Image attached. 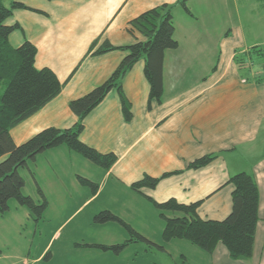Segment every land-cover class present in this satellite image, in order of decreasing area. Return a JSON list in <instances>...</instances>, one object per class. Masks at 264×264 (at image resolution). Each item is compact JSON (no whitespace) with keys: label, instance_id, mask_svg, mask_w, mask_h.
Listing matches in <instances>:
<instances>
[{"label":"crops","instance_id":"obj_1","mask_svg":"<svg viewBox=\"0 0 264 264\" xmlns=\"http://www.w3.org/2000/svg\"><path fill=\"white\" fill-rule=\"evenodd\" d=\"M178 1L3 0L7 7L14 2L28 7L16 10L6 21L9 26H21L10 35V44L18 48L26 40L32 42L38 50L36 67L51 69L64 84L58 97L11 130L15 143L21 145L47 128L73 127L78 118L70 102L105 83L127 56L122 50L95 52L105 43L123 47L145 41L139 32H130V22L150 9ZM194 1L188 3L193 16L180 7L174 11L179 47L165 54L162 103L152 100L149 105L150 85L145 61L140 60L123 80L132 120H125L114 89L83 122L81 141L102 154L117 156L110 170L92 169L66 146L49 150L20 169L25 195L40 203L41 189L48 201L47 211L60 200L75 212L55 224L43 218L34 222L29 209L11 201L10 210L0 213V264H264V71H253V67L251 75L240 71L235 56L248 50L240 41L229 42L231 23L226 20L220 30L219 24L204 17L203 11L208 10L210 16L214 8L204 6L205 10L194 12ZM200 1L210 5L208 0ZM223 6L230 10L231 0H223ZM218 30L222 38L215 44ZM213 154L217 158L209 165L188 168L195 160ZM242 172L254 176L260 191L250 259L232 260L223 244L210 255L186 240L163 239L166 222L148 198L158 203L173 198L183 204L201 201V218L222 221L232 211L234 187L228 181ZM166 173L174 174L155 189L144 188L143 194L131 189L145 175L159 178ZM66 175L71 177L72 189ZM79 177L98 184L96 193L81 185ZM57 179H61V190ZM29 180L36 185V196L27 192ZM106 196L109 200L101 209L113 212L109 207L114 205L113 213L145 238L131 242L119 254L98 246L129 241L131 234L123 224L77 217L79 211ZM31 222V245L27 242L22 249H4L11 239L9 233ZM109 226L118 233L111 242ZM36 241L37 249L32 250Z\"/></svg>","mask_w":264,"mask_h":264},{"label":"trees","instance_id":"obj_2","mask_svg":"<svg viewBox=\"0 0 264 264\" xmlns=\"http://www.w3.org/2000/svg\"><path fill=\"white\" fill-rule=\"evenodd\" d=\"M190 0H179L175 5L163 4L150 9L130 22V32H139L145 41H139L129 46L114 47L105 43L96 55L115 50L127 52V56L120 63L112 76L102 85L85 96L70 102V108L77 116L76 124L68 129L47 128L36 134L28 141L17 145L11 135V130L33 116L53 99L58 97L64 84L49 68L38 69L36 58L37 47L26 40L20 47L10 44V35L21 30L19 24L7 25L6 21L16 10L28 9L22 3L14 2L10 7L0 0V86L8 81L6 89L0 98V213L6 214L10 210V202L30 210L35 221H40L48 208V201L41 189L42 202L24 194L25 179L20 169L26 168L41 154L62 146L83 156L107 171L116 163L117 156L113 153L102 154L81 141L85 118L97 108L112 90H117L122 102L125 120H132L131 104L123 91V80L137 62L145 61V76L150 85V102L156 100L162 103L164 94L163 67L165 54L169 50H176L179 43L175 37L176 24L174 11L182 8L188 15L193 16L188 3ZM96 43L93 44L94 48ZM262 58L264 71V54ZM252 52L245 51L236 54L235 61L242 72L252 69ZM149 106V107H150ZM217 158V155H206L189 164V169H200ZM166 173L162 177L154 178L145 175L141 180L133 183L131 189L143 194L144 188L155 189L161 180L173 175ZM81 185L96 193L98 184L83 177H79ZM228 184L233 185L232 211L222 221L205 220L199 215L201 201L183 204L176 199L158 203L148 198L159 211L166 222L163 239L167 242L175 239L186 240L204 252L212 255L219 244H223L232 260L250 259L254 253L255 237L259 222L260 191L252 174L242 172L230 177ZM98 223L120 222L131 234V239L122 244L112 246L99 245L104 251L115 254L125 250L131 242L145 240L132 227L126 225L119 216L106 210L95 216ZM1 251V250H0Z\"/></svg>","mask_w":264,"mask_h":264},{"label":"rangeland","instance_id":"obj_3","mask_svg":"<svg viewBox=\"0 0 264 264\" xmlns=\"http://www.w3.org/2000/svg\"><path fill=\"white\" fill-rule=\"evenodd\" d=\"M210 5L204 3L203 1L200 0H195L192 3V8L194 12L200 8L201 10H205L204 6H211L214 8L213 15L208 14V10L203 11L204 12V17H206L209 21H212L213 25L214 24H219L220 30L222 27V24H224L227 21L231 23V29H227L228 33H231V39L229 42L233 40L235 41H240L243 43V46L245 47L246 50L252 52V64L251 66L253 67V71H261L262 69V58L257 55L258 53H263L264 54V0H231V9L226 11V9H223V0H208ZM203 7V9H202ZM219 31V30H218ZM229 33V34H230ZM220 37V40H219ZM203 38H206V35H203ZM222 36H220V31L215 35L214 34V43L216 44L218 41L220 43ZM251 72V71H250ZM248 72L250 75L251 73ZM262 72V71H261ZM8 84V81H4L1 86H0V98L2 94L4 93L6 86ZM77 157H81L80 159H83L84 161H87V163H90L92 166V169L97 168L98 166L94 164L93 162H90L83 156L75 153ZM94 167V168H93ZM92 169H85V172H91L93 175H96L94 170ZM98 169V168H97ZM92 176V175H91ZM93 178V177H91ZM66 180L70 181V189H72L73 185L71 183V177L70 175H66ZM45 181H49L45 179ZM57 182L59 183L58 188L61 190L63 189V186L61 185V179H57ZM36 185L34 182L29 180L28 186H27V192L30 193L34 196H36ZM57 198L61 197V194L56 192L55 193ZM109 196H106L105 198L97 201L95 204L91 205L89 208L86 210H81L77 213V217L80 219L84 218H92L94 220L95 216L99 214L100 211H104L105 209L103 205L108 202ZM56 203L51 209L45 212L43 219H46L50 224H55L56 222H59L66 218L68 215L73 214L75 212L72 208V206L65 205L63 202ZM13 202V201H12ZM11 206V205H10ZM111 210L113 212H116V209H114V205ZM79 215V216H78ZM33 216V215H32ZM36 216H33V221L35 222ZM146 218L152 219L151 215L146 214ZM5 219V218H4ZM9 222L13 220L10 219V216L6 217ZM15 220V219H14ZM9 222L6 226V228H9ZM15 223V222H11ZM9 225V226H8ZM114 226V225H113ZM109 226V232H108V240L109 242L114 241L117 239L116 236H118V233L115 231H112L111 227ZM33 231V223L31 222L30 225H26L23 227H16V229H13L11 235L10 241L6 242V245L4 249H10L13 248L15 249L16 246H19V249H22L23 246H25L29 240V236L31 235ZM106 234V233H105ZM32 240V239H31ZM31 240L28 242L29 246L31 245ZM36 243H39V241H36L32 247V250L37 249ZM30 249V247H29Z\"/></svg>","mask_w":264,"mask_h":264}]
</instances>
